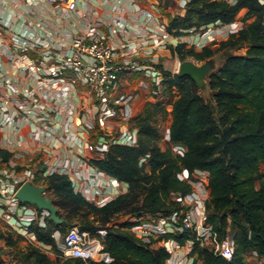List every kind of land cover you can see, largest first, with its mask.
Listing matches in <instances>:
<instances>
[{"label": "crops", "instance_id": "1", "mask_svg": "<svg viewBox=\"0 0 264 264\" xmlns=\"http://www.w3.org/2000/svg\"><path fill=\"white\" fill-rule=\"evenodd\" d=\"M28 1L0 0V148L4 151H0V207L10 214V217L5 215L0 208V255L4 257L11 249L25 250L27 246L48 251L46 243L30 229L32 216L36 213L34 224H45L48 210L32 203L20 200L9 203L8 200L27 180L44 186L46 195L53 197L44 174L49 164L60 166L61 172L69 174L76 190L101 205L129 189V182L109 175L91 162L109 149L108 133L131 131L136 138L134 144H138L141 123L148 120L159 129L160 147L175 149L171 127L176 95L170 99L167 86L156 81V70L149 69L150 66L180 72L183 62L195 59L180 58L173 47L181 42L198 46L201 40L204 44L225 40L244 25L248 11L246 7L241 8L230 23L215 21L199 30L190 28L177 35L167 29L171 16L168 12L173 16L184 15L188 0H78L77 7L69 13L47 0ZM97 34L103 35L113 46L115 61L123 66L116 87L107 93L109 103L119 107L118 111L104 120L101 100L79 73L66 70L63 75L51 76L48 70L58 62L56 55L68 51L71 37ZM202 34L207 35L204 40ZM47 55L50 58L42 63L41 58ZM217 55L216 51L204 59L213 70L222 64L223 59ZM25 64L35 72L30 73L29 68L22 70ZM38 75L47 78L43 89L37 88ZM196 80L203 97L202 88L214 92L205 76L202 82ZM34 85L41 104L28 111L30 104L25 92ZM65 85H69L70 90L58 104H63L65 111L69 103L73 106V113L68 115L63 110H54L50 98L55 89H63ZM6 96L8 106L2 107ZM25 112L30 115L29 121L22 118ZM6 113L15 117L3 120ZM51 124L57 126L55 133L49 131ZM147 157L141 162H145V171L150 172ZM183 174L188 177L190 172L184 169ZM195 176L199 178V173ZM200 189L208 196L205 186ZM173 198L181 206L180 211L191 205L180 193H175ZM198 209H203L202 203ZM161 216L160 213L133 216L131 220L137 223L132 229L140 236L136 227L144 223L151 231L144 239L152 240L154 247L170 249L166 264H204L199 253L193 251L190 237L182 243L172 236L182 233L176 227L167 226V231L159 229ZM25 227L30 230L29 235L23 233ZM234 231L229 230L230 237ZM7 235H13L12 241H8ZM17 242L19 244H15ZM243 261L244 264H264V256L251 250L243 255Z\"/></svg>", "mask_w": 264, "mask_h": 264}, {"label": "trees", "instance_id": "2", "mask_svg": "<svg viewBox=\"0 0 264 264\" xmlns=\"http://www.w3.org/2000/svg\"><path fill=\"white\" fill-rule=\"evenodd\" d=\"M243 7L248 8L244 25L227 39L215 42L219 47L213 48L215 43L197 47L189 42L173 47L182 59L204 60L218 49L246 46L244 53L228 54L210 73L214 104L199 93L190 74L161 70L162 83L170 92L177 90L173 93L176 98L171 140L185 148L183 154L170 147L162 149L158 144L159 129L146 120L141 123L138 144L113 143L91 161L109 175L129 182L126 192L98 205L76 190L68 173L46 175L47 189L53 194L61 218L49 219L55 226L48 233L37 223H32L30 229L49 243L53 242L49 234L60 230L63 212L69 223L77 217L88 229L100 222L107 225L103 243L112 256L110 262L71 257L59 259L57 264H166L170 256L166 246L154 247L152 240L138 236L132 229L137 222L128 219L112 223V216L123 211L137 217L180 211L182 208L173 195L191 192L190 180L198 179L195 173L200 170L207 172V223L213 227V241L222 242L229 230L235 229L234 249L226 256L214 245L196 243L193 251L199 253L204 264H244L243 255L251 250L264 256V2L190 0L184 15L169 17L167 29L179 35L217 20L230 23ZM0 151L4 152L1 148ZM145 156L150 172L145 171V162H141ZM184 169L190 175L182 179L179 173ZM190 233L186 230L172 236L184 243ZM30 249L26 257H36L32 264H49L45 252L33 246ZM0 264H6L1 255Z\"/></svg>", "mask_w": 264, "mask_h": 264}, {"label": "built area", "instance_id": "3", "mask_svg": "<svg viewBox=\"0 0 264 264\" xmlns=\"http://www.w3.org/2000/svg\"><path fill=\"white\" fill-rule=\"evenodd\" d=\"M49 3L58 7L64 13H69L71 10L75 9L78 5V0H47ZM232 3H235L237 0H229ZM26 2H29L26 0ZM220 21V20H217ZM216 21V22H217ZM207 35L202 34V39L204 40ZM205 45L204 42L198 44L197 47H201ZM115 51L112 45H110L103 35H93L91 37H86L82 35H75L71 37L69 43V49L67 52L60 53L57 56V63L51 67H48L49 75L51 76H59L63 75L66 70L73 71L75 73H79L84 80V82L92 89L99 99L101 100L100 110L102 111V120L107 117L116 114L118 111L117 106L110 104L108 101L107 93L116 87L118 82L119 73L122 70L123 66L115 61ZM50 58V55L43 56L41 58V62L43 63L46 59ZM31 67V66H30ZM29 68L28 64H25L21 67L22 70ZM35 68V66H32ZM151 70H156V81L158 83H162L163 81V73L160 69H156L154 66H150ZM35 72L31 68H29V72ZM39 82H37V88L43 89L45 85H47V78L37 76ZM70 90L69 85H65L63 89H55L52 94H50V98L52 101V108L54 110H63L66 112V115L72 114L74 111L73 106L69 103L68 109L65 111V107L63 104L59 105L61 98L64 97L66 93ZM26 99L29 101V109L28 111H32L35 107H39L40 100L37 97V89L34 86H31L25 92ZM8 103L7 96L3 98L1 106L6 107ZM55 104V105H54ZM15 117V115H7L5 114V118L3 120H10ZM25 118L27 121L30 119V115L28 112L22 114V118ZM2 122V120H1ZM50 133L56 132V125L51 124ZM48 131V130H47ZM108 142L113 143H121V144H134L136 141L135 135L133 132L125 130V131H113L112 133H108ZM56 139V138H55ZM92 147V146H91ZM175 149L183 154L185 148L179 144L175 145ZM12 163L16 164V162L12 161ZM54 172H61V167L56 163L49 164L47 168L44 170L45 175L52 174ZM199 178L196 180H190L193 185V189L191 192L186 194V198L189 199L191 205L186 207L183 211H174L170 215L161 216V224L160 230L167 231V226H174L180 232L190 231L191 239L193 245L196 243L200 245H214L218 248L224 255L230 256L234 249V240L233 237L227 235L225 239L215 244L213 241V227L211 224L207 223V211H206V200L208 198L207 195H203L201 193L200 187L205 186V181L207 178V172L200 170ZM180 178H187L183 174V171L179 173ZM196 185V186H195ZM19 198L16 196L11 197L8 200L9 203L17 202ZM199 203L203 204V209H198ZM2 212L10 217V214L3 208ZM36 218L35 215L31 218V224L34 223ZM137 232L140 237L143 239L148 237L151 234L150 229L144 225V223L138 224L136 227ZM56 231V230H55ZM53 232V236H57L56 232ZM59 232V230H57ZM23 233L25 235H29L31 232L28 227H25ZM60 233V232H59ZM99 233L102 237L105 238L107 234V229L101 228L99 229ZM137 234V233H136ZM146 240V239H145ZM47 245V244H46ZM45 247V246H44ZM48 247V245H47ZM168 249V247L166 246ZM48 249V248H45ZM170 250V249H168ZM62 255L64 258L71 257H80L84 260L88 261H104L110 262L112 260V256L109 251L105 250L103 247V242L99 237H90L89 231L81 228L78 224H74L71 226L70 230L67 232L64 238L63 247H62Z\"/></svg>", "mask_w": 264, "mask_h": 264}, {"label": "rangeland", "instance_id": "4", "mask_svg": "<svg viewBox=\"0 0 264 264\" xmlns=\"http://www.w3.org/2000/svg\"><path fill=\"white\" fill-rule=\"evenodd\" d=\"M188 1H190V0H188ZM168 13L171 16H173V13L172 12H168ZM217 47H219V46H217L215 44L213 45V48H217ZM246 49L247 48H246L245 45L244 46L243 45L230 46V47H228L226 49H223V50L222 49L221 50H217V53H218L217 56L219 58L221 57V59H223L221 61V63H222L225 60V58H226V56L228 54H231V53L241 54V53H244L246 51ZM192 63L195 66H198V67L207 64V62L205 60L204 61H201V60H198V59H195V61H193ZM179 71H181V68H180ZM212 71H214V70L210 68L208 70V73L206 72L204 74V76H205V78L207 80L209 79L210 72H212ZM201 91H202L205 99L207 101H209L211 104H214V99H213V96H212L213 93L211 92V90H209V88H204V89L202 88ZM173 93L174 92H169L170 97H172L170 99H173ZM170 109H172V106L171 105H170ZM175 152L179 153L176 149H175ZM65 214H66V212H63V218L61 220L62 223H61L60 230H59L60 233L57 232L56 233V235H57L56 237L52 235L54 231L51 234H49V236H52L53 237V242H49V243L47 242L46 243L48 245V249H47L48 251H44V250H41L40 249L42 252H45L48 255L49 260H50L48 262L49 264H57V260L60 259L59 261H61V260H64L65 259L63 257V255H62V247H63L64 238H65V235L67 234V232L70 230L71 226L74 225V224H78L81 228H84V229L88 230L89 231V236L91 238L92 237H99L102 242L104 241V237H102V235L99 233V229H101V228L107 229V225L106 224H101L100 222H94L93 223V227L94 228L93 229H88V228H85V226L80 222L81 219L80 218H77V217H74L73 219H71L73 222L69 223V220L67 219V217H66ZM160 214L162 215V213H160ZM132 217L133 216H129V215L127 216L126 212L123 211L120 214H117V215L112 216L111 222L112 223H114V222L121 223V222L126 221L128 219L130 220ZM134 217H137V216H134ZM49 219H52V218H50V215L48 213L46 215L45 224H39V225H41L42 230L44 232L46 231V233H48L49 231H51L52 228L55 226V223L54 222H50ZM13 238H14L13 235H7L8 241H12ZM15 244H19V243L17 242ZM103 247H104V243H103ZM20 250L21 249H19V250L18 249H14V250L11 249L8 252V254L5 255V257L2 256L4 258L6 264H29V263L32 264V263L35 262V259H36L35 256H31L30 258H27L26 257V253H28V252L31 251L30 246L29 247L27 246V248L25 250H21V251ZM5 253H7V251H5Z\"/></svg>", "mask_w": 264, "mask_h": 264}, {"label": "water", "instance_id": "5", "mask_svg": "<svg viewBox=\"0 0 264 264\" xmlns=\"http://www.w3.org/2000/svg\"><path fill=\"white\" fill-rule=\"evenodd\" d=\"M211 68V64L207 61L206 65L195 66L192 62L185 61L181 65V74L188 73L195 80L198 78L202 82V77ZM199 70L200 75L195 71ZM197 82V80H196ZM198 84V82H197ZM16 196L22 202L32 203L37 205L40 209H46L49 212L50 218L55 221L60 220L59 207L53 202V198L46 195V188L44 186H39L34 184L32 181L27 180L21 184V186L16 191Z\"/></svg>", "mask_w": 264, "mask_h": 264}, {"label": "bare ground", "instance_id": "6", "mask_svg": "<svg viewBox=\"0 0 264 264\" xmlns=\"http://www.w3.org/2000/svg\"><path fill=\"white\" fill-rule=\"evenodd\" d=\"M195 72H196L198 75H200V71H199V70H196Z\"/></svg>", "mask_w": 264, "mask_h": 264}]
</instances>
